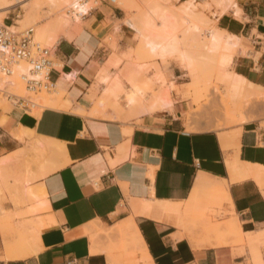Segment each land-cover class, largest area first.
I'll use <instances>...</instances> for the list:
<instances>
[{
	"label": "crops",
	"instance_id": "0c3cea01",
	"mask_svg": "<svg viewBox=\"0 0 264 264\" xmlns=\"http://www.w3.org/2000/svg\"><path fill=\"white\" fill-rule=\"evenodd\" d=\"M237 6L240 19L219 25L237 39L235 55L222 56L224 76L230 89L237 79L251 90L264 88V0H237ZM89 11L82 27L57 35L53 49L61 67L52 78L68 110H0V159L17 156V166L49 145L31 170L28 194L18 195L25 203L20 211L31 209L24 224L39 230L29 244L35 252L9 258L0 232V264H255L257 250L264 264V121L257 110L224 127L209 110L194 112L183 96L191 84L183 51L165 72L179 95L173 93L171 104L169 86L146 105L145 87L134 83L144 81L140 72L116 69L140 40L127 24L134 11L117 16L102 1ZM110 35L120 48L107 57L103 40ZM124 89L139 114L134 118L117 119L103 101H91L101 90L116 97ZM166 91L171 106L160 101ZM42 167L49 172L37 178ZM7 210L14 212L11 205ZM214 221L221 225L208 227Z\"/></svg>",
	"mask_w": 264,
	"mask_h": 264
},
{
	"label": "rangeland",
	"instance_id": "374dc122",
	"mask_svg": "<svg viewBox=\"0 0 264 264\" xmlns=\"http://www.w3.org/2000/svg\"><path fill=\"white\" fill-rule=\"evenodd\" d=\"M101 1L109 5L110 7L119 10L121 14L116 13L117 16H124L125 18H127V14L121 9L122 6L118 2H115V4L112 5L109 4L106 0H85V2L89 3L88 6L89 7L91 6L92 9L99 6L101 4ZM130 1L135 5L137 10H140L137 11L135 9L136 12L145 13L147 11V8L145 9L143 7L144 5L146 6L149 4H151L149 6L161 5L164 7L167 6L166 8L171 10L172 13L175 12L174 14H179L178 15L180 16L179 19L187 18L185 15H183L182 17V13H180V11L185 5L184 0H169V1L164 0L165 3L163 0H130ZM213 1L214 0H195V5L197 9L195 8L194 13L197 14L198 12L197 15L200 14L199 17L201 16V18L193 19V22L196 23L197 26L198 25L200 26L201 32L197 34V38L193 46L189 47V50L195 52V55L193 57L194 65L192 69L188 70L186 67H184L181 64V66L189 72V76L191 77V84L188 86V90L185 92L183 96L192 99L193 103L196 105V109L194 112H199L203 109L209 110L215 117L218 127L229 126L235 123L247 121V119H245V117L243 116V113L247 112L251 108L257 110L258 113L257 116H259V118L262 121H264V88H256L253 91H249L248 88H245L244 90H240L239 92L238 91L234 92L230 89L229 80L225 79L224 75L227 73L224 72L225 66L220 65L221 62L220 56L229 57L230 60V58L233 55H235V51L228 52L222 50L220 54L217 55L218 57L216 55L215 57L210 56L208 54H205V52H202L203 51L202 37H205L204 35L207 33V30L210 27L211 23L209 21L216 20L214 27L220 29L221 31L225 30L227 32L225 28H219L220 22L222 20H226L228 18L234 17L230 9H227L226 13L223 16H221L220 15V10L222 11L221 6L218 7V5L216 4L214 5L215 2ZM38 2L37 3L39 6H36L35 8L33 14L34 15L33 21H35L38 25H43L47 32L54 34L55 41L54 42L52 41L51 44L43 45L51 50H53L55 47L57 35H64L65 34L64 32L66 30L76 31L78 28L76 26L80 25L82 27L83 19L89 15L88 13L86 16L82 17V20L81 19L76 21L72 20L70 17L71 14V5H69L70 0H52V3L51 1L49 2V0H45V1L38 0ZM234 2L237 4V0H234ZM20 6L21 4H15L11 6L9 8V12L6 14V17L10 14L11 17L16 18L15 22L8 24L7 23L8 20L5 17L2 19V21H0V24L10 27H12L13 24H16V26L18 27L16 32H20L24 29H27L28 27L30 28L31 24H27L22 27L18 23V20L24 14V8ZM239 17L240 16H237L235 18L240 19ZM218 19L219 21L217 22ZM155 30H157V26H155ZM178 36H180V33L178 34ZM103 41H105L104 43L107 45L109 51L107 52V57L110 54L118 53L120 47L114 36L112 35L107 36ZM136 41H137L136 45L133 47V49H130L128 51V53H130V56H132V58L126 59V57L125 58L120 57L121 61L116 69H118L119 67H122L123 69H125V67H130L135 74L137 72H140V78H142L144 81H140L142 83L139 84L135 80L134 83L137 86L145 87L142 92V100L146 105H150L152 103L158 102L161 93L164 92V90L167 89V87L172 86L173 91L170 94L171 104H172L173 93L175 92L176 94L179 95L180 92L177 91L173 81L169 80L165 76V72L168 70L169 64L171 62L177 61V59H179L180 53L182 51L188 50L187 47L189 45L180 46L178 48L179 51L168 58L167 64H160L162 66L160 68H157V62L159 63V61L154 60V58L151 55H149V53L142 47L143 44L141 43L140 40L136 38ZM54 61L57 62L55 58ZM141 73L143 75H141ZM147 73H150L149 78H147ZM109 76L111 78H114V76L117 75L109 73ZM221 85L225 87L223 89H220ZM1 92L2 91L0 90V110H5L13 106H21L22 108L28 111L30 110V113H32L33 108L30 106V104L27 101H23V100L19 101L20 97L24 98L26 96L25 100L28 99L27 98L28 94L26 93L25 88L23 90H17L15 95L16 97H12V96L7 97V95L4 94V92L2 93ZM246 92H249L247 93L248 96ZM252 92H254V94L256 93V95L252 96L251 95ZM98 93L99 92H97L96 98L94 100H91L88 97L87 98L90 99L92 102H94V105L98 104L99 101H103V103L106 104L107 110H111L115 112L117 119L127 120L139 115V114H133L132 107L127 104V98L131 94V91L129 89H124L122 91H119L116 97L102 96L103 90H101V94ZM64 95L65 93L64 94L60 93L59 95H57V97H55V94H53V97H55L59 101L61 99L59 103L63 105V104H67V101H63ZM166 107L167 106L164 105L160 106L157 109V111L161 109H165ZM59 108L65 111L68 110V107H66L67 109L66 108L63 109L61 106ZM262 125H264V122L262 123ZM187 128L190 129L189 126ZM39 157L40 156L38 155H35L34 157L31 156L24 157L21 159L23 163L16 166L12 163L15 162L17 156L12 157L11 155V157L9 156V160H7L4 164H0V232L1 234L2 231L4 229L7 230V228L10 229V232L13 235H15L14 233L17 231L18 227L19 230L24 232L26 231L27 233H29L31 229H35L34 227L27 228L26 227L27 225L24 224L25 220L23 219V217L29 215L31 209L28 212L20 211L25 206V203L22 201V198L18 197V195L23 193L22 191L26 188L25 187L26 185L35 181V179H33L34 174H32L31 170L33 166L37 163ZM27 191L28 189L25 192L27 193ZM8 205L12 206L14 210L13 213L7 210ZM212 225L220 226L221 223L214 221L212 224L211 223L208 224V227ZM16 226L18 227L15 228ZM203 226L206 227L207 225L204 224ZM17 239L18 238L15 239L16 243H18ZM238 241L240 243H244L243 237L240 236V239ZM246 242L247 240L245 241V243ZM255 264H263L261 260L260 252L258 250L256 251Z\"/></svg>",
	"mask_w": 264,
	"mask_h": 264
},
{
	"label": "bare ground",
	"instance_id": "6f19581e",
	"mask_svg": "<svg viewBox=\"0 0 264 264\" xmlns=\"http://www.w3.org/2000/svg\"><path fill=\"white\" fill-rule=\"evenodd\" d=\"M50 1L52 3V0H49V2ZM37 2L38 0H0V21H2V19L6 17V14L9 12V8L11 6L15 4H21L20 7L24 8V14L18 20V23L20 24V26L23 27L27 24H31L30 28L33 30L34 41L40 44L43 43L42 45L51 44L54 39V35L51 33H47L43 26L38 25L35 21H33V17H34L33 14H34L35 8L36 6H39L38 5L39 2L38 3ZM115 2H118L122 6L121 9L125 10L128 13H132L134 11L132 18L127 24H130L135 29V31L137 32L138 38L143 44L142 47L147 52H149V54L154 58V60L157 59V60L165 61L167 57L178 52L179 51L178 48L180 46L189 45L187 47L188 50H184L182 53L183 54L182 56H183V59L185 60L187 68H191L194 65L193 57L195 55V52L194 51L192 52L191 50H189V47L193 46L194 42L196 41L197 34L201 32L200 26L199 25L197 26L196 23L193 22V19L201 18V16L199 17L200 14L197 15L198 12L197 14L194 13V10L196 8L195 0H184L185 3L183 2L185 5L183 4L184 7L180 11V13H182V17L183 15H185L187 17L186 19H179L180 17L178 16L179 14H174L175 12L172 13L171 10L166 8L167 6L164 7L161 5L160 6L153 5V6H150L145 13L144 12L140 13V12L135 11L136 7L130 0H115ZM213 2H215L214 5L216 4L218 5V7L221 6L222 8V11L220 10L221 16H223L226 13L227 9L231 10L232 15L234 17L241 15L240 8H238L234 0H214ZM69 3H70L69 5H71L70 17L74 21L80 20L82 16L87 14L88 11L92 8L91 6L90 7L88 6L89 3L85 2V0H70ZM137 11H140V10H137ZM215 21H211V20L209 21L211 23L210 27L207 30V33L204 35L205 37H202L203 38L202 39V43H203L202 52H205V54H208L214 57L215 55L216 56L219 55L222 50L231 52L237 42V39L235 37L228 35L225 31H221L215 28L214 27ZM155 26H157V30H155ZM10 28H11L10 30L15 31V32L18 29L16 24H13L12 27ZM27 29H29V27ZM24 30L20 32H23ZM179 33H180V36H178ZM220 59H221V62H220V65H221L222 63H224L223 62L224 59L222 56H220ZM110 63L113 66H116L117 60H115L114 58H111ZM60 67L61 65L59 63L54 62L55 69H58ZM28 69H29V66L25 62H22V61L13 62L8 72H6V70L3 69L2 66H0V90L4 92V94H6L7 97H10V96L16 97L15 96L16 91L24 89V83L23 81H21V76L22 74H26ZM237 80L238 81H235L232 85V89H231L232 91L239 92L240 90H244L245 88H248L249 91H253L251 90L253 89V87L250 84L246 85L240 79H237ZM247 93L249 92H246V94ZM53 94H55V97H57V95L60 94L59 92L55 90V85H54V90L52 94L39 93L38 95H35V96L28 94L27 98L31 102L33 101L32 102V108H33L32 113H37L44 108H54L57 110L60 109L59 108L60 106L64 108L65 106L59 103L61 99L59 101L58 99L53 97ZM253 94L254 92H252L251 94L252 96L256 95V93L254 95ZM25 97L23 99H25ZM129 100H131V98H129ZM160 101L166 105H170L168 91H166L165 95L160 98ZM37 146H38L37 148H39V145ZM48 146L49 145H45L43 148L40 149L42 152V154H40L41 159H43L45 155L48 154V151H49ZM7 160L9 159L1 158L0 164H4ZM42 168L37 178H41L46 173L49 172L48 168L47 169H45L44 167ZM25 189L27 190V187ZM17 227L18 226H16L15 228ZM18 228L16 232L14 231L15 235L11 234L10 229L8 228L7 230L4 229L2 231V239H3V243L5 245V249L7 252L6 256H8L9 258H13V259L24 258V257L29 256L31 253L35 252V250L29 248V244L31 242H34L39 232L38 229H31L29 233H27L26 231L25 232L21 231ZM16 238H18L17 239L18 243H16L15 241Z\"/></svg>",
	"mask_w": 264,
	"mask_h": 264
},
{
	"label": "built area",
	"instance_id": "2783aa9c",
	"mask_svg": "<svg viewBox=\"0 0 264 264\" xmlns=\"http://www.w3.org/2000/svg\"><path fill=\"white\" fill-rule=\"evenodd\" d=\"M106 1L115 4V0ZM0 53V66L6 72L13 62L22 61L29 66L27 73L21 76L26 93L34 96L39 93L52 94L54 90L52 73L56 70L54 50L34 41L31 28L15 32L10 30V26L0 24ZM22 100L27 101L32 107L29 99L20 98L19 101Z\"/></svg>",
	"mask_w": 264,
	"mask_h": 264
}]
</instances>
